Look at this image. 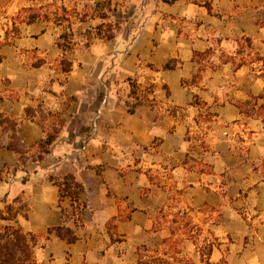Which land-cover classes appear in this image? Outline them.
Masks as SVG:
<instances>
[{"label": "rangeland", "instance_id": "obj_1", "mask_svg": "<svg viewBox=\"0 0 264 264\" xmlns=\"http://www.w3.org/2000/svg\"><path fill=\"white\" fill-rule=\"evenodd\" d=\"M17 199L41 264H264V0H0V206Z\"/></svg>", "mask_w": 264, "mask_h": 264}, {"label": "trees", "instance_id": "obj_2", "mask_svg": "<svg viewBox=\"0 0 264 264\" xmlns=\"http://www.w3.org/2000/svg\"><path fill=\"white\" fill-rule=\"evenodd\" d=\"M173 4L177 0H166ZM209 10L211 5L207 4ZM97 16L106 18L107 15L104 12H100ZM94 17V16H92ZM38 15L32 16L29 22H34L38 19ZM101 38L111 39L113 34L105 35L102 31L96 33ZM63 40L59 41V46L63 50L73 49L72 40L67 34L62 36ZM247 41L251 43L250 38ZM201 53H196L195 57L200 58ZM200 60V59H199ZM71 61L68 59L63 60V68L65 71L71 70ZM166 68L172 69L174 66L170 64L166 65ZM30 112V111H29ZM60 134V127L54 126L50 129L46 137L39 141L38 147L41 152L48 153L51 145L56 141ZM13 150H18L17 147L9 146ZM42 158V157H41ZM55 184L59 186L60 196L64 198L70 196L73 203L79 204L80 193L82 191V184L76 181L73 175H67L62 181H55ZM18 215L26 216V206L24 203H19L18 199L13 203H6L4 207L0 206V264H41L35 257V247L38 244L40 235L31 232H24L20 226L16 224ZM15 223H12V222ZM4 222H7L4 224ZM116 225L112 223L111 228H115ZM49 233H56L59 237L66 239L69 243H73L77 240L74 230L65 226L50 227ZM171 249L175 248V243L169 241ZM164 262V261H163ZM138 264H149L148 261H140Z\"/></svg>", "mask_w": 264, "mask_h": 264}]
</instances>
